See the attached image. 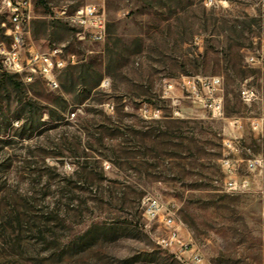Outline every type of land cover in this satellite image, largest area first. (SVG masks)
<instances>
[{"label":"rangeland","instance_id":"obj_1","mask_svg":"<svg viewBox=\"0 0 264 264\" xmlns=\"http://www.w3.org/2000/svg\"><path fill=\"white\" fill-rule=\"evenodd\" d=\"M34 4L29 42L68 64L55 88L0 70V264H264V69L251 60L264 56L260 0ZM86 5L105 13L104 41L69 22ZM3 21L0 5L8 42ZM213 78L222 91L211 95L199 79ZM244 88L258 98L244 102ZM228 158L245 191H227ZM170 218L188 252L161 243Z\"/></svg>","mask_w":264,"mask_h":264},{"label":"built area","instance_id":"obj_2","mask_svg":"<svg viewBox=\"0 0 264 264\" xmlns=\"http://www.w3.org/2000/svg\"><path fill=\"white\" fill-rule=\"evenodd\" d=\"M219 0H204L205 4L216 5ZM264 7V0H260ZM0 5L5 11L6 21L2 22L4 34L8 42L0 41V70L4 73L18 77L23 83L30 81L32 75H40L46 79L47 83L52 87H58L55 79V73L68 64V61L60 57L62 50L54 49L51 54H42L35 50L34 46L29 42L30 23L34 14V0H0ZM69 22L76 28L80 29L84 37L88 36L93 41H104L107 36V20L105 13H100L95 6L86 5L80 7L76 12L67 17ZM256 61L259 67L264 69V56L260 58H251ZM74 62V61H73ZM200 85L209 94L216 91H222V83L220 78H213L210 81L199 79ZM184 87L194 97L199 98V85L192 77L186 78ZM241 98L246 103L255 101L258 96L252 88H244L240 91ZM207 107L210 108L212 115L219 119H225L221 98L207 97ZM210 103V104H209ZM263 128L262 123H253V129ZM233 142L228 141L231 147ZM222 168L226 174L225 187L227 191L240 193L249 187L247 180L238 181L237 174L238 164L232 159H223ZM262 159L253 158L247 160L248 170L255 175L256 171L262 167ZM155 206H157L154 203ZM166 224L170 226L171 231L168 239H162L161 243L165 247H177L179 251L188 252L189 245L182 242L178 234V228L182 226V222L170 218L166 220ZM192 252V251H189ZM196 258L198 255L195 256Z\"/></svg>","mask_w":264,"mask_h":264},{"label":"trees","instance_id":"obj_3","mask_svg":"<svg viewBox=\"0 0 264 264\" xmlns=\"http://www.w3.org/2000/svg\"><path fill=\"white\" fill-rule=\"evenodd\" d=\"M8 75V74H7ZM9 76H12V75H9Z\"/></svg>","mask_w":264,"mask_h":264}]
</instances>
